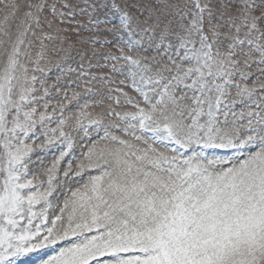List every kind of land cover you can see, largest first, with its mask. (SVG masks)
Returning <instances> with one entry per match:
<instances>
[{
  "label": "snow or ice",
  "instance_id": "1",
  "mask_svg": "<svg viewBox=\"0 0 264 264\" xmlns=\"http://www.w3.org/2000/svg\"><path fill=\"white\" fill-rule=\"evenodd\" d=\"M62 9L71 15L68 0H0V264L49 248L37 264H264V0H151L143 19L113 3L123 48L112 71L140 99L118 88L116 105L122 97L134 111L79 109L74 126L103 135L49 227L72 118L61 105L47 126L49 92L36 74L46 70L44 41L57 39L43 29L64 22ZM38 131L39 147L64 145L46 181L29 175L27 141Z\"/></svg>",
  "mask_w": 264,
  "mask_h": 264
},
{
  "label": "rangeland",
  "instance_id": "2",
  "mask_svg": "<svg viewBox=\"0 0 264 264\" xmlns=\"http://www.w3.org/2000/svg\"><path fill=\"white\" fill-rule=\"evenodd\" d=\"M20 2L23 3V0ZM51 2L52 0H49V3ZM114 2L126 9L133 17L139 16L140 19H143L141 12L151 0H68L71 6V15L68 14V9H62L65 12L64 22L61 23L56 20L51 29L47 26L43 29L44 32L57 37L55 40L44 41L45 60L41 64L46 70L45 73L36 74L43 80L44 87L49 92L46 99L48 100V113L53 117V121L47 126L50 128L57 126L61 116L60 106L63 105V115L72 118L68 121L70 126H66L64 131L68 133L73 144L69 155L65 156L58 165L56 179L53 181L56 187L53 197H50L53 207L48 212L47 226L49 227L51 220L59 215V207L62 206L64 199L70 195V190H75L86 181L88 173H84L83 178L76 176L74 174L77 170L76 166L83 159L84 152L92 146L94 141H98L99 135H103L102 127L99 132L91 130L88 135H85L82 129L74 126L75 116L79 109L87 103L89 105L87 111L93 115L97 113L106 114L110 105L116 112L134 111L133 108L123 104L122 97L121 105H116L117 92L115 90L118 88L134 100L140 99L130 87L125 86L127 81L124 84L121 83L124 77L118 72L112 71L110 55H120L118 49L123 48L122 42L116 38L119 35L117 31L119 16L112 10ZM3 14L0 11V18L3 17ZM144 15L147 13L145 12ZM15 23H12L13 30ZM62 40L63 43H61ZM37 51H39V43L34 41L33 57ZM124 51L127 53L126 48ZM2 62L3 58L0 57V66H2ZM251 73L252 79L248 81L249 86L252 85L254 78L259 75L255 65L252 66ZM74 93L78 94L75 99L72 98ZM40 94H42V90L38 93V95ZM109 95L113 99H109ZM37 107L38 111H43L41 106L38 105ZM235 110L237 112L243 110V105L237 104ZM111 123H116L114 118L110 119L105 115L104 124ZM113 132L116 135H122L118 129H113ZM124 138L127 139V137ZM43 141L44 137L39 131L36 137L27 141L33 145L28 168L30 177L35 175L39 180L46 181L45 171L52 166L64 145L57 140L54 144L41 148L39 145ZM226 152L224 155H218L213 152V149H209L206 155L210 158H231L233 153ZM69 162L72 170L66 177L64 172L68 169ZM57 226L60 227L61 225L58 223ZM67 243L68 241L62 242L65 245ZM54 250L49 248L41 253L30 254L28 257L22 258L21 264H37L36 257L38 255L46 257V255L53 254Z\"/></svg>",
  "mask_w": 264,
  "mask_h": 264
}]
</instances>
